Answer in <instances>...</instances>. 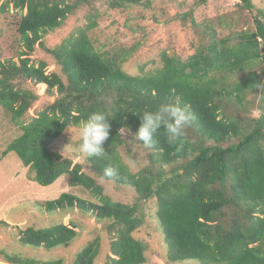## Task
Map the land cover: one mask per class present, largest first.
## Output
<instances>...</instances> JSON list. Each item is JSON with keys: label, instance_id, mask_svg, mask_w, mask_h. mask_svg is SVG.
I'll return each mask as SVG.
<instances>
[{"label": "trees", "instance_id": "trees-1", "mask_svg": "<svg viewBox=\"0 0 264 264\" xmlns=\"http://www.w3.org/2000/svg\"><path fill=\"white\" fill-rule=\"evenodd\" d=\"M130 5L152 6L151 0H109L111 8ZM238 6L254 8L252 0H240ZM75 7L69 0H0L1 12L13 8L20 13L22 44L17 59H0V106L22 131L5 153L14 152L40 185L49 186L68 174L72 186L85 187L97 199L62 192L46 201L44 209H78L99 222L108 221L111 242L104 264L146 263V246L135 232L146 221L138 205L150 200L157 210L149 216L161 222L170 263L264 264V113L246 116L251 103L247 93L260 91L256 87L264 84V10L254 17V30L239 31L232 40L218 38L211 29L210 39L186 59L163 53L162 66L155 71L131 74L124 68L126 56L96 49L89 35L93 21L57 47L46 45L45 34L61 28ZM37 47L51 55L53 71L47 72V61L34 62ZM237 72H244L243 77L228 76ZM38 84L46 85L44 94L50 99L28 115L42 96L34 89ZM162 104L187 106L192 124L184 131L182 147L169 145L162 128L150 147L149 164L133 172L120 153L126 144L120 129L136 134L140 116ZM98 110L108 114L111 131L105 155L86 156L91 174L53 144L67 127L81 125ZM108 167L117 174L103 180L132 187L137 194L134 204L105 193L99 179ZM8 224L0 220V226ZM77 228L73 223L28 226L19 229V241L68 247ZM100 250L97 236L73 264H95ZM4 257L11 264H63L61 258L41 262L22 254Z\"/></svg>", "mask_w": 264, "mask_h": 264}, {"label": "rangeland", "instance_id": "rangeland-1", "mask_svg": "<svg viewBox=\"0 0 264 264\" xmlns=\"http://www.w3.org/2000/svg\"><path fill=\"white\" fill-rule=\"evenodd\" d=\"M252 1L254 8L248 11L238 6L240 0H151L150 8L134 5L111 8L109 0H69L76 6L74 12L61 28L45 34L44 41L48 47L55 48L63 39L75 34L79 27H86L93 21L95 25L89 35L96 49L121 58L126 56L124 68L128 73L153 72L162 66L163 53L186 59L210 39L208 36L212 30L218 38L230 37L232 40L239 31L254 30V17L264 10V0ZM20 18V13L13 8L0 11V59H17L22 50L17 30ZM32 58L35 63L47 61V72L56 67L51 55L39 47ZM243 75L244 72L228 74L232 80H238ZM34 89L42 96L28 115L41 110L50 99L44 94L46 85L38 84ZM259 92L251 90L247 93L248 102H251L250 111L246 112L249 118L264 113V101ZM80 126L67 127L54 142L53 148L74 162H82L84 170L94 174L88 168L87 155L79 149ZM21 132L0 106V220L9 223L8 226H0V264H11L5 261V254H22L41 262L61 258L63 264H73L77 253L97 236L101 238V250L95 264H104L111 242V235L106 229L108 221L99 222L92 213L78 209L52 212L46 211L43 206L46 201L58 198L62 192L91 201L97 199L85 187L72 186L68 174L61 175L49 186L36 182L29 167L24 166L14 152L5 153L7 145ZM123 134L126 144L120 147V153L131 171H138L149 164L151 148L134 141L132 137L135 133L124 130ZM165 168L170 170L171 166L166 165ZM99 182L111 199L129 204L137 201L132 187L118 185L111 180L99 179ZM138 209L146 215L144 225L135 232V236L146 246L147 261L144 264H202L197 260L170 263L165 258L166 238L161 222L149 216L157 210V203L154 200L143 201ZM57 223H73L78 227V235L68 247H35L19 241L20 228L48 227Z\"/></svg>", "mask_w": 264, "mask_h": 264}, {"label": "clouds", "instance_id": "clouds-1", "mask_svg": "<svg viewBox=\"0 0 264 264\" xmlns=\"http://www.w3.org/2000/svg\"><path fill=\"white\" fill-rule=\"evenodd\" d=\"M259 95L264 97V84H259ZM141 124L137 133L132 137L134 141L142 142L145 147H152L156 137L163 128L167 134L169 145L182 147L184 131L192 124L193 117L187 106L177 104H162L155 111H145L140 116ZM111 124L108 114L104 111H96L90 115L86 122L80 126L79 149L88 157H102L106 151L104 144L108 141ZM120 131H124L123 128ZM179 150V147H178ZM117 169L108 167L104 170L103 178H110L117 174Z\"/></svg>", "mask_w": 264, "mask_h": 264}, {"label": "water", "instance_id": "water-1", "mask_svg": "<svg viewBox=\"0 0 264 264\" xmlns=\"http://www.w3.org/2000/svg\"><path fill=\"white\" fill-rule=\"evenodd\" d=\"M181 172H182V170H181ZM171 176H172V174H171V173H169V174H168V177H171Z\"/></svg>", "mask_w": 264, "mask_h": 264}]
</instances>
